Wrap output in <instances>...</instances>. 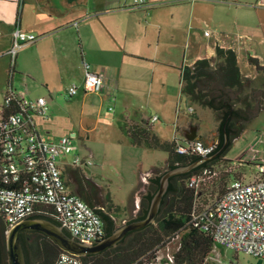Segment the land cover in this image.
I'll list each match as a JSON object with an SVG mask.
<instances>
[{"label": "crops", "instance_id": "crops-1", "mask_svg": "<svg viewBox=\"0 0 264 264\" xmlns=\"http://www.w3.org/2000/svg\"><path fill=\"white\" fill-rule=\"evenodd\" d=\"M130 1L0 0V77H9L10 61L6 53L11 47L15 28L38 38L31 47L28 46L34 54H30V59L56 69L60 78L76 79L81 86L82 63L87 62L93 72L102 76L104 88L100 96L107 99V110H113L110 145L125 144L128 151L136 153L157 149L132 145L125 133L128 122L147 125V120L156 115L157 121L161 122L148 126L161 141L172 140L163 138L162 134L163 128L170 125L174 137L178 130L185 136L183 139L193 134L186 132L187 122H182L181 126L175 122L173 129V116H167L162 108H154L149 114L144 110H127L128 97L139 98L152 93L170 97L178 93V87L181 94V67L192 66L202 58L211 59L213 64L222 63L223 60L216 57L217 47L232 50L237 57L243 84L230 97L239 95L243 105L250 107L251 115L264 110V0H146L144 7L129 9L125 5ZM203 19H207L208 25H203ZM205 30L210 31L209 36L204 35ZM182 49L185 56L190 57L186 64L181 60ZM19 67L23 69L18 52L11 80ZM25 70L31 73L29 65ZM168 71L175 72L171 73L175 79L174 88ZM8 84L1 94L0 107ZM192 111L189 107L188 112ZM197 117L194 114V118ZM48 118L49 115L43 121ZM100 120V115L93 120L94 127ZM241 127L243 130L244 126ZM192 129L195 139L201 136L195 127L190 131ZM73 134L77 138L72 131L65 135ZM215 137L213 134L211 142ZM251 141L249 150L237 160L243 164L235 171L237 179L244 182L251 181L255 171L245 172L242 167H254L250 161L254 158L264 160V134L254 135ZM87 158L83 156L82 159ZM104 165L103 162L98 170L102 171ZM121 167L116 160L110 159V180L99 185L84 175V167L68 165L63 169L64 180L69 192L83 201V195L93 199V208L106 210L109 206L114 223L123 225L140 215L148 180L161 175L163 167L152 165L143 170L139 166L129 177L124 175ZM104 200L107 206L102 203Z\"/></svg>", "mask_w": 264, "mask_h": 264}, {"label": "built area", "instance_id": "built-area-1", "mask_svg": "<svg viewBox=\"0 0 264 264\" xmlns=\"http://www.w3.org/2000/svg\"><path fill=\"white\" fill-rule=\"evenodd\" d=\"M145 4L146 0H131L125 7L137 9ZM209 34V30L204 31L205 36ZM37 39L18 28L13 30L12 44L6 53L10 61V81L18 51ZM82 71L81 86L70 85L68 97L75 96L81 89L94 94L103 91L102 76L93 72L85 61ZM10 81L0 107V217L7 226L6 233L33 215H46L81 243L92 245L102 240L105 229L100 216L79 196L68 191L63 174L68 165L81 168L92 166L93 161L74 154V134L55 136L42 132L37 121L48 116L46 99H31L16 93ZM157 120L153 115L147 125ZM173 139L175 152L182 155L209 156L217 144L216 141L205 144L199 139L179 140L176 136ZM250 161L255 169L254 178L248 182L232 179L225 191L206 205L198 202L197 192L201 185L215 179L218 172L215 168H204L187 179V186L195 193L189 224L209 233L213 246L243 252L261 259L264 264V160ZM172 242H177L174 249H170ZM172 242L160 249L149 264H171L179 239ZM54 264L81 262L77 256L63 252Z\"/></svg>", "mask_w": 264, "mask_h": 264}, {"label": "trees", "instance_id": "trees-1", "mask_svg": "<svg viewBox=\"0 0 264 264\" xmlns=\"http://www.w3.org/2000/svg\"><path fill=\"white\" fill-rule=\"evenodd\" d=\"M216 57L221 58L222 63L213 64L211 59L202 58L195 61L192 66H182L180 84L181 95L189 104L209 109L214 113L218 121L215 135L217 144L209 156L215 153L217 155L185 174L169 178L167 190L153 223L128 232L114 247L95 255L78 257L81 264H149L155 259L160 249L176 238L179 239V248L174 252V260L171 264H205L213 249V242L209 233H204L189 224L195 193L187 186V179L204 168H214L221 161L227 160L225 157L231 141L241 131L240 125L251 117L250 107L243 105V99L239 95L236 98L230 97V94L238 91L243 84L235 52L217 47ZM125 133L132 145L166 152V169L168 170L190 165L201 158L198 155L178 154L175 152L174 139L161 141L152 133L148 125L128 122ZM228 162L230 164V161ZM241 164H243L241 161H237L235 166L230 164V167L218 172V176L221 174V177L225 178L224 191L232 179H237L235 171ZM161 175L149 179L147 192L141 201V213L131 221L145 218ZM88 205L93 208L91 204ZM93 209L104 224L105 238L116 229L110 215V207L107 206L106 210ZM31 218H44L58 225L46 215H33ZM2 223L4 222L0 217V225ZM5 230L4 226L1 227L0 264H7L8 258L3 239ZM30 238H32L31 241L23 242L26 264H30V253L34 264H54L60 253L65 252L38 232H32Z\"/></svg>", "mask_w": 264, "mask_h": 264}, {"label": "rangeland", "instance_id": "rangeland-1", "mask_svg": "<svg viewBox=\"0 0 264 264\" xmlns=\"http://www.w3.org/2000/svg\"><path fill=\"white\" fill-rule=\"evenodd\" d=\"M224 12H227L226 9ZM204 18H207V16H204ZM206 24L208 25L207 19H203V25L206 26ZM28 46L18 51L19 54L21 53L23 69L20 67L19 69L17 68L18 72L14 74L13 79L11 80L12 87L16 93L24 94L27 98L35 99L43 97L46 99L49 118L47 121H37L39 129L42 132L49 131V133L59 136L70 134L72 131L77 135V138L73 141L76 145V151H74V154L80 156V158L87 156L93 161L92 166H84L83 173L85 176L99 185L110 180V159L114 161L116 160L118 167L122 166L121 169L124 172V175L128 177L132 175L135 168L137 170L139 166H141L143 170H148L152 165L161 167L165 166L167 153L163 150L157 149L152 150L150 153H136L131 149V151H128L127 145L125 144L122 145L115 143L110 145V116L113 114V110H107L109 105L107 104V99L103 100L100 93H87L83 92L82 89L79 90L75 96L68 97V85L76 84L77 86H80V83H78L76 79H70L67 76L60 78L59 72L56 69L48 68L35 61L34 58L30 59V54H34L32 51H29L31 46ZM189 58L190 57L185 56L184 49H182L181 60L186 64L188 63ZM26 65L31 67V73H27L25 70ZM171 73L174 74L175 72L168 71L167 76L173 79L174 88L175 79L173 78L174 75ZM9 78L10 77L7 75L0 77V88L3 86V88L0 89V100L2 97L1 94L4 91V86L9 82ZM178 86L179 82H177V87ZM178 89V93H173L170 97H167L166 94L160 95L158 93H152L151 95L147 94L144 97L139 98L128 97V105L126 106L127 110H144L146 114H149L152 113L154 108H162L167 112V116H173V129H175V122L178 126H181L182 122H187L189 123V125L186 126L187 133L190 134V129L195 127L197 134L201 135L197 136V139L205 144L210 143L212 135H216V127L218 125L214 113L209 109L189 104L185 98L181 96L180 87H178ZM189 107L192 108V112H188ZM117 108L120 110L122 105ZM194 114L198 117L194 118ZM99 115L101 120L98 126L94 127V121ZM252 115V117L240 125H243L244 128L239 132V135L231 141L227 151L226 157L230 159V164L233 166H235L237 160H239L241 156H244L247 150H249L254 135L259 133L264 134V110L260 112H252ZM89 118L91 120H89ZM160 122L161 121H157L156 124H159ZM171 130V125L163 128L162 134L165 136L163 138H168L169 140L173 139L174 136H172ZM176 137L179 138V140H182L185 136L182 135L180 130H178L176 132ZM181 142L182 141H180V143ZM64 159L67 160L66 158ZM103 162L105 164L104 169L102 171L98 170ZM230 164L228 160H223L215 165L214 168L217 172H220L222 169L230 167ZM242 168L245 172L255 171L254 167L251 165ZM167 170L166 166L163 167V169H161V174ZM237 170H239V168H237ZM100 178L102 181H100ZM224 179L225 178L221 177L220 174L217 178L211 180V182L201 185L197 192L198 202L206 205L221 194L225 187ZM106 202V200L102 201V203L107 206ZM115 226L118 228L121 225L115 224ZM3 239L5 243L6 232L3 234ZM174 244L176 245L177 242ZM172 248L173 246L171 243L170 249ZM163 251L164 249L162 250V253ZM256 261V258L243 252H235L214 245L205 264H256ZM34 263L32 254L30 253V264Z\"/></svg>", "mask_w": 264, "mask_h": 264}, {"label": "water", "instance_id": "water-1", "mask_svg": "<svg viewBox=\"0 0 264 264\" xmlns=\"http://www.w3.org/2000/svg\"><path fill=\"white\" fill-rule=\"evenodd\" d=\"M191 132L193 135L186 137V139L189 141L195 139L194 129H192ZM215 140L216 137L214 138V141ZM216 155L217 153L213 154L212 156H203L190 165L165 171L160 176L158 188L152 196L145 218L121 225L120 227L116 228L109 236L92 245H87L75 240L66 234L65 231H63L58 225L44 218H28L20 221L19 223L12 226L6 233L5 249L7 252L8 264H25V256L19 239V234L22 231L38 232L58 245L63 251L77 257L95 255L106 249L116 246L117 243H119L128 232L141 229L154 222V219L159 211L163 195L167 190L170 177L185 174L194 167L213 158ZM261 263V259H257L256 264Z\"/></svg>", "mask_w": 264, "mask_h": 264}, {"label": "flooded vegetation", "instance_id": "flooded-vegetation-1", "mask_svg": "<svg viewBox=\"0 0 264 264\" xmlns=\"http://www.w3.org/2000/svg\"><path fill=\"white\" fill-rule=\"evenodd\" d=\"M82 197H83L84 201H85L87 204H94L93 199H91L88 195H83ZM3 226H4V228L7 227L5 223H3L2 225H0V235H1V227H3ZM5 232H6V230H5ZM32 232H33V231H31V232H28V231H22V232H20V234H19V239H20V242H21V246H22V248H23V252H24V243H23V242H24L25 240H27V241H31V240H32V238H30V235H31ZM35 233H37V232H35ZM24 256H25V253H24ZM25 264H26V260H25Z\"/></svg>", "mask_w": 264, "mask_h": 264}]
</instances>
